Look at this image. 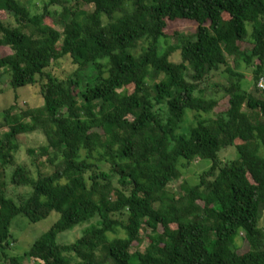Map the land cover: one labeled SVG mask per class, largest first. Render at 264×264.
<instances>
[{
    "label": "trees",
    "instance_id": "16d2710c",
    "mask_svg": "<svg viewBox=\"0 0 264 264\" xmlns=\"http://www.w3.org/2000/svg\"><path fill=\"white\" fill-rule=\"evenodd\" d=\"M178 20L196 29L172 45ZM0 48L16 102L28 87L44 101L11 106L0 124L2 264H264V0H44L39 12L0 0ZM66 60L61 79L51 69ZM32 134L46 140L28 150L34 170L15 157ZM196 161L211 167L170 191ZM9 186L26 191L15 199ZM54 213L9 255L18 216Z\"/></svg>",
    "mask_w": 264,
    "mask_h": 264
},
{
    "label": "rangeland",
    "instance_id": "374dc122",
    "mask_svg": "<svg viewBox=\"0 0 264 264\" xmlns=\"http://www.w3.org/2000/svg\"><path fill=\"white\" fill-rule=\"evenodd\" d=\"M27 2H30L32 5L33 10L39 12L42 8V4L44 0H25ZM85 10H93V7H85L83 8ZM52 10H60L59 8H53ZM54 12V11H53ZM2 18L4 20L9 19L7 14H2ZM58 19V18H56ZM11 20L9 19V23ZM52 23V20H50ZM56 22V20L54 21ZM57 29L62 31V28L57 26ZM196 24L184 21V20H178V21H169L167 28L165 30L166 35L168 36L167 39L164 41H168L170 44L175 45L176 39L174 38L175 33H180L184 35H192L195 32ZM165 42L161 43L162 50L165 48ZM11 54V51L7 48H0V56L5 57ZM175 62L179 61V57L176 56L174 58ZM51 71L59 78L66 79L70 73L74 71V69L71 67V64L68 60L61 61L60 65H58L55 68H52ZM0 72L3 73L2 70ZM246 75L249 79H252V73L251 71H245ZM18 94L20 96L19 101L16 102V92L11 87L10 84V76L4 75L0 78V124L3 121L4 118V111L9 109L11 106L16 105V109L14 113H18L20 109L30 106L32 108L41 107L43 105V99L39 96V90L34 87H28L25 89H20L18 91ZM226 101L223 102L225 104ZM224 106H221V109H223ZM190 118H192V114H190ZM6 132V129L1 131L0 134H3ZM46 140L45 137L41 134H32V135H25L19 138V150L17 153H15L16 157V163L20 165H27L32 170L34 168L31 166V160L34 159L28 154V150L31 148H37L38 150L41 149L43 145H45ZM40 152H37L35 158H39ZM236 151L234 148H230L223 152L221 154V157L223 160H229V159H235L236 158ZM185 162H182V164ZM211 167V162L209 161H196L192 163L190 166L187 167H181V173L182 177L181 179L175 181L171 187L170 191L180 194L179 192L183 191L182 187L184 186V182H189L191 185L197 184L198 177L201 175L204 171L208 170ZM26 189L24 188H13V186L8 187L9 195L15 199L25 192ZM58 215L53 214L48 220L38 223V224H32L28 221V219L22 215L18 216L12 225L11 233H12V242L13 245L8 251L10 256H18L22 255L23 253L29 251L31 246L34 244L35 240L38 239L42 234L47 232L54 222H56ZM85 226H78L74 230L67 231L60 235L59 242L62 244H71L75 242L78 238L82 236V231L86 227ZM261 226L264 227V219L262 220ZM148 234L144 232L143 237L145 238V242L143 244L142 249H144L148 244L149 241L146 239ZM120 237H124V233L120 232ZM111 238H113V235H110ZM243 244H240V249L243 251H246V248ZM137 249H133L131 252L134 253ZM3 263V260L0 259V264ZM26 264H35L33 260L27 261Z\"/></svg>",
    "mask_w": 264,
    "mask_h": 264
},
{
    "label": "built area",
    "instance_id": "2783aa9c",
    "mask_svg": "<svg viewBox=\"0 0 264 264\" xmlns=\"http://www.w3.org/2000/svg\"><path fill=\"white\" fill-rule=\"evenodd\" d=\"M260 87L264 88V81L261 82V86Z\"/></svg>",
    "mask_w": 264,
    "mask_h": 264
}]
</instances>
